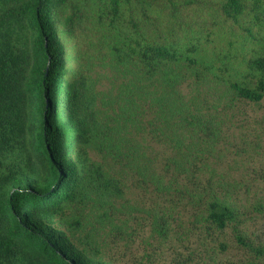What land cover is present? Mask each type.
Masks as SVG:
<instances>
[{"label": "trees", "instance_id": "trees-1", "mask_svg": "<svg viewBox=\"0 0 264 264\" xmlns=\"http://www.w3.org/2000/svg\"><path fill=\"white\" fill-rule=\"evenodd\" d=\"M263 100L264 0H0V264H117L146 224L192 264L180 203L264 264L210 163L228 112ZM151 186L164 205L128 197Z\"/></svg>", "mask_w": 264, "mask_h": 264}, {"label": "rangeland", "instance_id": "rangeland-1", "mask_svg": "<svg viewBox=\"0 0 264 264\" xmlns=\"http://www.w3.org/2000/svg\"><path fill=\"white\" fill-rule=\"evenodd\" d=\"M184 88L186 92L191 91L187 86ZM228 114L232 117L224 119V138L221 140L218 152L210 160L217 173L214 180L221 178L224 182L235 186L234 190L231 188L234 192L232 201L237 200L242 206L241 210L248 212L245 227L247 233L254 240L264 242V100L258 105L241 101L238 107L232 113L229 111ZM145 119L150 118L147 116ZM152 134L150 130L146 134L145 145L160 150V143L152 139ZM210 176L211 174L207 173L206 178ZM160 194L151 186L146 190L132 188L128 197L132 202L137 199L150 209L164 205V198H161ZM259 203L263 206L261 211L256 208ZM179 206L176 208L179 219L172 223V234L180 238L181 234L186 232L190 235L191 242L196 243L191 256L192 264H242L244 262L247 251L236 241L231 228L223 233L215 231L213 238L207 235L205 230L190 233L188 228L192 225L189 221L194 220V214L198 211L195 212V206L192 205L184 207L180 203ZM137 214L140 215V213ZM180 219L183 222L181 227L178 226ZM131 223L136 226V223L132 221ZM142 228L140 235L135 236L136 242L131 248H118L112 251L113 257L119 260L117 264H131L133 258L146 259L148 254L159 255L158 264H174L179 254H187L184 249H181V243L177 237L169 241H161L158 238L149 239L150 227L146 224ZM174 228L180 233H176ZM206 235L207 238H205ZM220 242L226 244V249L223 250L219 246ZM157 246L161 248L156 249V253L153 250Z\"/></svg>", "mask_w": 264, "mask_h": 264}]
</instances>
